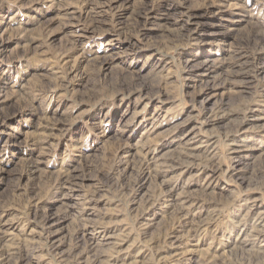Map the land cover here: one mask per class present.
Wrapping results in <instances>:
<instances>
[{"label": "rangeland", "instance_id": "374dc122", "mask_svg": "<svg viewBox=\"0 0 264 264\" xmlns=\"http://www.w3.org/2000/svg\"><path fill=\"white\" fill-rule=\"evenodd\" d=\"M0 264H264V0H0Z\"/></svg>", "mask_w": 264, "mask_h": 264}, {"label": "bare ground", "instance_id": "6f19581e", "mask_svg": "<svg viewBox=\"0 0 264 264\" xmlns=\"http://www.w3.org/2000/svg\"><path fill=\"white\" fill-rule=\"evenodd\" d=\"M145 165V164H144ZM145 169H147V167H144Z\"/></svg>", "mask_w": 264, "mask_h": 264}]
</instances>
